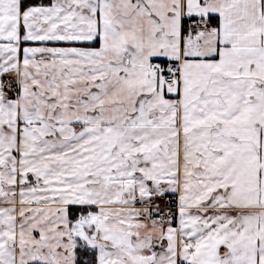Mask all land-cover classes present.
<instances>
[{
	"label": "snow or ice",
	"instance_id": "1",
	"mask_svg": "<svg viewBox=\"0 0 264 264\" xmlns=\"http://www.w3.org/2000/svg\"><path fill=\"white\" fill-rule=\"evenodd\" d=\"M0 264H264V0H0Z\"/></svg>",
	"mask_w": 264,
	"mask_h": 264
},
{
	"label": "built area",
	"instance_id": "2",
	"mask_svg": "<svg viewBox=\"0 0 264 264\" xmlns=\"http://www.w3.org/2000/svg\"><path fill=\"white\" fill-rule=\"evenodd\" d=\"M162 206H163V202H161Z\"/></svg>",
	"mask_w": 264,
	"mask_h": 264
}]
</instances>
